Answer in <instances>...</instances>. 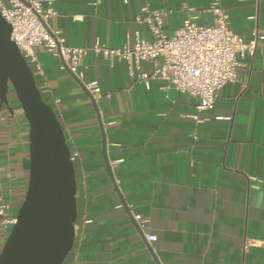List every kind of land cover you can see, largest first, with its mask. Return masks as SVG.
Returning a JSON list of instances; mask_svg holds the SVG:
<instances>
[{
	"label": "crops",
	"instance_id": "0c3cea01",
	"mask_svg": "<svg viewBox=\"0 0 264 264\" xmlns=\"http://www.w3.org/2000/svg\"><path fill=\"white\" fill-rule=\"evenodd\" d=\"M213 1L55 0L48 25L70 45L120 47L136 32L152 38L139 20L144 7L163 10L172 33L188 15L213 23ZM219 4L234 32L260 38L254 54L237 56L238 76L219 89L212 109L198 111L197 96L163 78L147 87L125 60L90 51L81 80L36 47L37 84L77 152L76 232L62 264H264V0ZM92 80L109 94L96 100L83 83ZM29 143L10 89L8 102L0 100V204H8L0 251L13 225L4 220L17 216L26 196ZM135 213L148 219L144 227Z\"/></svg>",
	"mask_w": 264,
	"mask_h": 264
},
{
	"label": "built area",
	"instance_id": "2783aa9c",
	"mask_svg": "<svg viewBox=\"0 0 264 264\" xmlns=\"http://www.w3.org/2000/svg\"><path fill=\"white\" fill-rule=\"evenodd\" d=\"M54 2L55 0H0V12L12 25L11 38L29 64L34 65L35 70H41L36 47L43 46L61 59L62 68L83 80L82 61L93 51L110 63L115 59L125 60L130 76L144 81L147 87L152 78H163L167 81V87L197 96L198 111L214 107L219 89L238 76L237 56L254 54L260 38L257 32L249 39L234 32L229 26L228 14L221 8L219 0H214L209 7L214 13V22L211 24L198 22L194 19L195 16L188 15L179 28L167 33L164 29L165 12L144 7L145 16L139 17V20L146 23L151 39L136 32L132 44L126 43L120 47H110L100 41L91 46L70 45L65 42L59 30L48 25L49 18L57 12ZM143 62L149 63L148 69L142 67ZM33 72L36 73L34 69ZM83 83L96 100L109 94L102 91L97 80ZM193 116L199 119L197 114ZM76 155V151H71L70 158L74 160ZM120 160L122 159L117 161ZM7 207L6 203L0 204V215H5ZM134 218L140 227H144L148 221L140 213H135ZM4 221L13 224L16 217L5 218ZM90 221L91 219H86V222ZM156 237V234H148L149 240H155ZM247 246L248 244L245 248Z\"/></svg>",
	"mask_w": 264,
	"mask_h": 264
},
{
	"label": "water",
	"instance_id": "95a60500",
	"mask_svg": "<svg viewBox=\"0 0 264 264\" xmlns=\"http://www.w3.org/2000/svg\"><path fill=\"white\" fill-rule=\"evenodd\" d=\"M0 12V100L10 89L29 123L30 168L26 196L0 251V264H62L72 250L77 219V178L71 149L33 69L11 38Z\"/></svg>",
	"mask_w": 264,
	"mask_h": 264
}]
</instances>
